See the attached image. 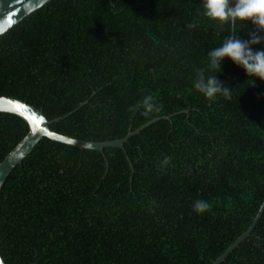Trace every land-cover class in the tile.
<instances>
[{"label": "trees", "instance_id": "trees-1", "mask_svg": "<svg viewBox=\"0 0 264 264\" xmlns=\"http://www.w3.org/2000/svg\"><path fill=\"white\" fill-rule=\"evenodd\" d=\"M199 4L53 0L0 37V97L48 121L68 115L50 126L57 134L111 142L172 116L124 151L104 149L106 161L40 141L1 189L5 264H212L252 225L264 203V82L225 59L217 76L229 96L192 88L203 55L252 25L214 24ZM146 95L159 111L133 110ZM27 132L0 113V163ZM198 199L210 210L194 213ZM222 264H264V211Z\"/></svg>", "mask_w": 264, "mask_h": 264}, {"label": "clouds", "instance_id": "clouds-1", "mask_svg": "<svg viewBox=\"0 0 264 264\" xmlns=\"http://www.w3.org/2000/svg\"><path fill=\"white\" fill-rule=\"evenodd\" d=\"M199 9L201 14L214 24L225 23L232 26L237 24L241 27L245 22H250L251 30L246 39L238 36L239 31L227 32L222 38V43L211 47L206 55V68H198L192 82V88L202 95L206 100H214L218 96H229L228 87L218 79L217 74L222 71L221 64L227 59L234 66L243 70L246 80L253 85L255 81L264 82V47L257 48L256 45H264V0H200ZM194 23L187 25L194 28ZM215 71V75L206 74ZM133 110H142L148 115L153 111H159V106L151 95H146L138 103L133 105ZM169 163V157L165 156L162 165ZM211 204L203 199L196 200L192 205V211L197 215L210 210ZM0 264H4L0 257Z\"/></svg>", "mask_w": 264, "mask_h": 264}, {"label": "water", "instance_id": "water-1", "mask_svg": "<svg viewBox=\"0 0 264 264\" xmlns=\"http://www.w3.org/2000/svg\"><path fill=\"white\" fill-rule=\"evenodd\" d=\"M52 1L53 0H0V37L6 34L13 27L20 24L24 19L28 18L34 12L38 11L39 9L46 6ZM0 113L17 116L18 118L22 119L28 126V132L25 137L12 149V151L0 163V193L8 175L15 169V167L21 164V162L33 151L36 145L43 139H48L52 142L70 146L79 150L97 151L105 159V156L103 154L104 149L119 148L124 151L123 145L128 141L129 138L140 133L143 129L156 123L159 120H170V118L172 117H162L155 119L142 126L141 128L135 130L134 132H130L125 138L121 140L97 143L86 142L53 132L50 129V126L52 124L58 123L60 120L66 118L68 115L48 121L41 110H38L33 106L14 98L0 97ZM71 114L72 113H70L69 115ZM129 165L131 166L130 162ZM263 211L264 203L260 207L259 212L249 229L241 237H239L212 264H222L227 259V257L245 239L250 236L257 222L261 218V214L263 213Z\"/></svg>", "mask_w": 264, "mask_h": 264}]
</instances>
